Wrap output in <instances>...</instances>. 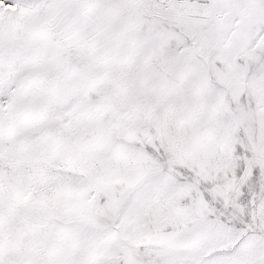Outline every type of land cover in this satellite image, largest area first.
I'll use <instances>...</instances> for the list:
<instances>
[{"label": "snow or ice", "instance_id": "snow-or-ice-1", "mask_svg": "<svg viewBox=\"0 0 264 264\" xmlns=\"http://www.w3.org/2000/svg\"><path fill=\"white\" fill-rule=\"evenodd\" d=\"M0 264H264V0H0Z\"/></svg>", "mask_w": 264, "mask_h": 264}]
</instances>
